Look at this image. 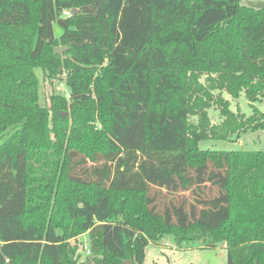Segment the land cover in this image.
Returning a JSON list of instances; mask_svg holds the SVG:
<instances>
[{
	"label": "trees",
	"instance_id": "trees-1",
	"mask_svg": "<svg viewBox=\"0 0 264 264\" xmlns=\"http://www.w3.org/2000/svg\"><path fill=\"white\" fill-rule=\"evenodd\" d=\"M39 71L70 93L43 103ZM262 97L264 7L0 0V264H76L82 234L86 264H145L167 236L264 264V149L199 145L264 128Z\"/></svg>",
	"mask_w": 264,
	"mask_h": 264
},
{
	"label": "rangeland",
	"instance_id": "rangeland-1",
	"mask_svg": "<svg viewBox=\"0 0 264 264\" xmlns=\"http://www.w3.org/2000/svg\"><path fill=\"white\" fill-rule=\"evenodd\" d=\"M241 4L251 6L255 8L264 7V0H240ZM63 32V28L55 23V33L59 37ZM41 79V94L42 102L50 103V95L55 92L69 94L70 89L66 84V75L63 80L47 79L43 81V73L39 71ZM204 80V78H203ZM223 99H229L231 108L236 112H243L246 115H251L253 109L245 97V95L239 98L231 97L227 92H223ZM221 98V99H222ZM255 104L264 112V97L261 100L256 101ZM214 105L209 109V115L214 123L221 121L220 111ZM193 122L197 121V117H192ZM7 140L6 136H0V144H3ZM201 148L206 149H218V150H230V149H248L258 150L264 149V128L249 129L242 132L240 135H235L232 139H213L207 138L199 142ZM218 192L216 187L206 189V196L213 195ZM192 200L190 193H186ZM71 242L77 247V263L86 264L87 256L89 253V239L87 234L79 235ZM228 253L225 245L218 244L216 247H202L200 242L192 244H184L178 246L172 237L167 236L162 239L160 243H150L146 248L145 264H227Z\"/></svg>",
	"mask_w": 264,
	"mask_h": 264
},
{
	"label": "water",
	"instance_id": "water-1",
	"mask_svg": "<svg viewBox=\"0 0 264 264\" xmlns=\"http://www.w3.org/2000/svg\"><path fill=\"white\" fill-rule=\"evenodd\" d=\"M78 10L77 9H73L72 10V13H76ZM68 49V47H65V46H59V47H56L55 48V53H57V54H59V53H61V52H64V51H66ZM65 115V114H64ZM129 264H131L130 262H129Z\"/></svg>",
	"mask_w": 264,
	"mask_h": 264
},
{
	"label": "built area",
	"instance_id": "built-area-1",
	"mask_svg": "<svg viewBox=\"0 0 264 264\" xmlns=\"http://www.w3.org/2000/svg\"><path fill=\"white\" fill-rule=\"evenodd\" d=\"M66 14L70 15V12H66ZM88 251H89V253H90V250H88Z\"/></svg>",
	"mask_w": 264,
	"mask_h": 264
}]
</instances>
